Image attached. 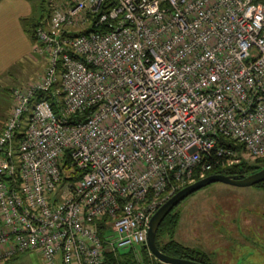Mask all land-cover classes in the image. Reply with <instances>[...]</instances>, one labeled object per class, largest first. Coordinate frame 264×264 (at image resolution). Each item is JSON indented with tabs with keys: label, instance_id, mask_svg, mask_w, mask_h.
<instances>
[{
	"label": "built area",
	"instance_id": "obj_1",
	"mask_svg": "<svg viewBox=\"0 0 264 264\" xmlns=\"http://www.w3.org/2000/svg\"><path fill=\"white\" fill-rule=\"evenodd\" d=\"M106 1L58 0L34 29L45 68L0 131V264H102L195 173L264 157L263 2Z\"/></svg>",
	"mask_w": 264,
	"mask_h": 264
},
{
	"label": "rangeland",
	"instance_id": "obj_2",
	"mask_svg": "<svg viewBox=\"0 0 264 264\" xmlns=\"http://www.w3.org/2000/svg\"><path fill=\"white\" fill-rule=\"evenodd\" d=\"M56 1L0 0V123L10 111L11 89L36 80L45 68L30 33ZM171 211L178 215L173 239L206 252L214 264H264V187L213 182L186 196ZM139 247L117 253L129 256L131 249L136 264H143ZM27 255L29 264H42L37 253ZM23 261L24 257L12 264H26Z\"/></svg>",
	"mask_w": 264,
	"mask_h": 264
},
{
	"label": "trees",
	"instance_id": "obj_3",
	"mask_svg": "<svg viewBox=\"0 0 264 264\" xmlns=\"http://www.w3.org/2000/svg\"><path fill=\"white\" fill-rule=\"evenodd\" d=\"M255 1L264 3V0H255ZM113 3L114 2L112 0H107L101 6V11L113 5ZM49 14H50V11L47 13L46 16H48ZM40 24L41 23L38 22L33 26L34 28L30 33L32 39L34 38L33 33H34L35 27ZM39 96L40 95H37L33 99V101L37 100ZM63 164H68V161L67 160L63 161ZM263 166H264V157L254 159L253 161L242 160L229 167L213 168L209 170L206 173V175L212 174V173H220L224 175L241 176L244 174L254 172ZM194 175H195L194 176L195 180L199 179L196 173ZM63 180H64V177H63ZM256 186L264 187V181L256 184ZM177 217H178L177 213H173L172 211H170L164 217V219L161 221L160 225L158 226L157 231H156V236H155L156 245L158 249L162 251L163 253L174 256V257L190 259V260L202 263V264H210V256L206 252H203L202 250L190 248L173 239V234L175 230L174 228L176 226ZM109 220L110 219L107 216H102V217L95 218L94 220H92L96 227V231L101 238H103L105 233L107 232V229H108L107 223ZM117 251L118 250L105 251L102 264H136L137 263V260H135V255H134L133 250L129 249V251L126 253V254H129V256H124V257H120V254H118ZM138 251L141 256V262L143 264H163L158 259H156L153 255L150 254L147 248V245L145 244L141 245ZM17 256L18 254L14 255L10 259H15L17 258Z\"/></svg>",
	"mask_w": 264,
	"mask_h": 264
},
{
	"label": "water",
	"instance_id": "obj_4",
	"mask_svg": "<svg viewBox=\"0 0 264 264\" xmlns=\"http://www.w3.org/2000/svg\"><path fill=\"white\" fill-rule=\"evenodd\" d=\"M264 181V166L254 172L238 175H224L220 173H212L205 175L202 178L194 180L176 191L168 199H166L157 210L151 215L148 222V229L146 233V245L151 255H153L160 262L165 264H202L190 259L174 257L160 251L156 245V231L164 217L186 196L194 191L213 182H223L235 186H251Z\"/></svg>",
	"mask_w": 264,
	"mask_h": 264
},
{
	"label": "crops",
	"instance_id": "obj_5",
	"mask_svg": "<svg viewBox=\"0 0 264 264\" xmlns=\"http://www.w3.org/2000/svg\"><path fill=\"white\" fill-rule=\"evenodd\" d=\"M32 81H33V80H32ZM27 83H28V82H27ZM10 105H11V104H8V108H7L8 111L10 110ZM7 113H8V112H7ZM4 121H5V120H4ZM4 121H3V122H4ZM3 122L0 123V131H1L2 127H3ZM29 252H34V251H26V252L18 253L17 258H15V259H10V258L5 259V260L2 262V264H12V263L17 262L19 258H23V257H24V259H25V261H23V262H25L26 264H29V263H30V259H29V256L27 255V253H29ZM35 253H37V252H35ZM37 254H38V253H37ZM38 255H39V254H38ZM38 257H39L38 259H40L41 262H42L41 256L39 255ZM42 264H43V263H42ZM163 264H165V263H163Z\"/></svg>",
	"mask_w": 264,
	"mask_h": 264
},
{
	"label": "flooded vegetation",
	"instance_id": "obj_6",
	"mask_svg": "<svg viewBox=\"0 0 264 264\" xmlns=\"http://www.w3.org/2000/svg\"><path fill=\"white\" fill-rule=\"evenodd\" d=\"M210 264H214V263L211 261V259H210Z\"/></svg>",
	"mask_w": 264,
	"mask_h": 264
}]
</instances>
